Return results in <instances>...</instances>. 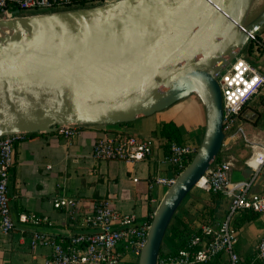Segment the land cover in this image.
Listing matches in <instances>:
<instances>
[{
  "label": "water",
  "instance_id": "1",
  "mask_svg": "<svg viewBox=\"0 0 264 264\" xmlns=\"http://www.w3.org/2000/svg\"><path fill=\"white\" fill-rule=\"evenodd\" d=\"M253 1L110 0L31 14L15 9L17 15L0 17L1 25L32 31L29 41L13 35L7 45L0 41V136L52 132L63 124L124 123L192 93L200 97L202 139L155 208L137 264H156L173 214L221 151L216 75L263 26L264 8L249 17ZM240 115L264 119L250 104ZM263 178L264 169L248 165L230 173L232 182H250L249 194L260 191ZM230 205L218 209L216 224ZM256 218L264 222V210Z\"/></svg>",
  "mask_w": 264,
  "mask_h": 264
},
{
  "label": "crops",
  "instance_id": "2",
  "mask_svg": "<svg viewBox=\"0 0 264 264\" xmlns=\"http://www.w3.org/2000/svg\"><path fill=\"white\" fill-rule=\"evenodd\" d=\"M257 33L262 45L256 51L253 47L250 50L253 54L260 53V64L257 66L264 73V24ZM247 104L264 113V84L243 109ZM179 117L183 124L178 123ZM169 119L178 124L184 142L200 143L206 118L204 105L195 93L129 122L80 124L70 136L54 130L27 133L18 140L13 148L14 163L8 186L15 227L8 233L0 231V264H46L51 246L38 244L32 247V231L42 230L61 241L88 230L85 217L100 200L107 201L111 208L119 211L134 212L138 221L151 219L167 188V185L156 182L155 177L174 174L173 167L164 158V140L157 134L159 125ZM239 120L247 137L264 141V119L254 122L240 115ZM118 132L151 138L149 154L137 161L95 158L94 141L100 136ZM228 141V145L221 149L219 158L230 159L232 168H242L246 165L247 147L251 149L250 146L239 134ZM261 181L259 190L264 191V178ZM56 197L72 199L73 203L55 207L53 201ZM206 200L208 191L196 185L185 203L195 212ZM228 201L222 195L219 208H225ZM21 212L46 215L48 221H20L18 217ZM236 233L238 240L235 250L241 259L255 257L258 240L264 234V222L257 218L243 222L236 227ZM168 245L163 248L166 252L174 249L175 239ZM222 256L226 261V255L222 253ZM119 264H137V256L133 252H126Z\"/></svg>",
  "mask_w": 264,
  "mask_h": 264
},
{
  "label": "built area",
  "instance_id": "3",
  "mask_svg": "<svg viewBox=\"0 0 264 264\" xmlns=\"http://www.w3.org/2000/svg\"><path fill=\"white\" fill-rule=\"evenodd\" d=\"M110 0H0V17H12L18 14L50 12L60 9L84 7ZM81 4H84L82 6ZM251 46L256 51L262 45L258 33H250ZM217 80L222 94V121L224 138L221 149L227 146L228 139L241 135L251 148V154L245 164L254 170H260L264 164V141L249 138L239 120L244 105L256 95L264 84V73L242 55L241 51L230 59L218 72ZM80 124L58 125L55 131L70 136ZM27 133H7L0 136V231L8 233L15 227L11 214L8 186L14 163V144ZM152 139L135 133H116L104 135L94 141L93 155L97 159L141 160L149 154ZM198 145L189 142L172 141L165 160L179 168L171 176H156L155 181L167 187L172 184L178 173L187 165ZM256 158L252 165L251 159ZM232 161L216 158L204 173L203 181L198 186L218 191L231 200L220 221L215 224H203L202 234L193 235L183 247L174 252L159 254L156 264H198L218 253L226 255L225 264H254V260L244 261L235 250L238 240L233 225L235 216L242 210L252 209L257 212L264 210V191L249 194L250 182H232L230 170ZM239 189L237 193L236 190ZM73 200L65 197L54 198L55 207L72 204ZM20 221L31 220L34 223L48 221L46 215L36 216L21 212ZM88 230L75 233L64 245L60 240L53 239L42 230H33L30 244L51 246V254L46 264H119L126 252L138 256L144 245L150 221H138L134 212H122L111 208L107 201L100 200L92 212L86 215ZM202 242L200 247H196ZM255 258L264 263V234L258 240Z\"/></svg>",
  "mask_w": 264,
  "mask_h": 264
},
{
  "label": "trees",
  "instance_id": "4",
  "mask_svg": "<svg viewBox=\"0 0 264 264\" xmlns=\"http://www.w3.org/2000/svg\"><path fill=\"white\" fill-rule=\"evenodd\" d=\"M81 5L84 6V4ZM248 47L249 49L252 48V46H248ZM31 133H36V132H31ZM157 134L164 140V148L166 153H168L172 141L179 143L184 142V138L182 137L180 128L173 119H169L167 121L162 122L158 127ZM217 158H219V156ZM171 166L173 167L174 172L179 171V168H177L175 165L171 164ZM192 189L186 195V197L181 202V204L178 206L168 225L166 234H171L172 237L175 239V247L173 250L169 252H174L178 248L185 246L188 240L193 235L198 233L202 234V227L200 226L201 223L212 224V225L216 224L215 218H216V213L219 209V199L222 197L223 194L218 191L207 190L208 200H206L201 207L195 209V212H193L191 207L185 203L187 197L191 194ZM257 215L258 212L255 210L252 209L242 210L235 216L233 225L236 228L239 226V224L243 222L254 220L257 217ZM202 236H204V234H202ZM61 242L64 245H67L69 243V238H65L61 240ZM201 245L202 242L196 247H200ZM164 252L166 251H164L161 247L160 255L163 254ZM250 260H254L253 261L254 264L256 263L264 264L258 261L255 257L249 258L244 261H250ZM225 263L226 262L222 254L218 253L208 260L200 261L198 264H225Z\"/></svg>",
  "mask_w": 264,
  "mask_h": 264
},
{
  "label": "bare ground",
  "instance_id": "5",
  "mask_svg": "<svg viewBox=\"0 0 264 264\" xmlns=\"http://www.w3.org/2000/svg\"><path fill=\"white\" fill-rule=\"evenodd\" d=\"M264 2V0H254L253 4H252V9H259V7H261V4ZM257 9V10H258ZM8 35H13L15 37H17L19 40H23V41H29L32 38V31L28 26H24L22 28H18V29H12V28H8L5 25H1L0 24V41L4 44L7 45L8 41H7V36ZM254 162H252V165L256 164V158H253ZM203 181V177H201L198 181L199 184H201Z\"/></svg>",
  "mask_w": 264,
  "mask_h": 264
},
{
  "label": "rangeland",
  "instance_id": "6",
  "mask_svg": "<svg viewBox=\"0 0 264 264\" xmlns=\"http://www.w3.org/2000/svg\"><path fill=\"white\" fill-rule=\"evenodd\" d=\"M263 8H264V2L261 4V7H259V9L257 8L258 10L257 9L256 10L251 9L249 17L253 16L255 13L259 12ZM241 53L246 58H248L252 63H254L256 66L258 65V63H259L258 57H259L260 53H259V55L253 54L247 45L242 48ZM177 120H178L179 124H183V121L181 120V117L177 118ZM169 242L173 243L174 239L169 234H166L164 236V238H163V242H162V245H161L162 249L165 248V247H168L169 246L168 245Z\"/></svg>",
  "mask_w": 264,
  "mask_h": 264
}]
</instances>
